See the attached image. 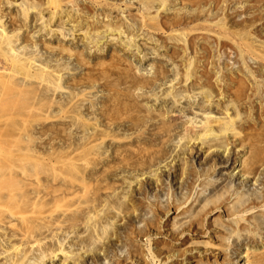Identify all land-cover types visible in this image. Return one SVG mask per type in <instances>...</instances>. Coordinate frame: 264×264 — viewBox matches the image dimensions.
<instances>
[{
  "label": "rangeland",
  "instance_id": "1",
  "mask_svg": "<svg viewBox=\"0 0 264 264\" xmlns=\"http://www.w3.org/2000/svg\"><path fill=\"white\" fill-rule=\"evenodd\" d=\"M46 4L0 0V264H262L264 1Z\"/></svg>",
  "mask_w": 264,
  "mask_h": 264
},
{
  "label": "bare ground",
  "instance_id": "2",
  "mask_svg": "<svg viewBox=\"0 0 264 264\" xmlns=\"http://www.w3.org/2000/svg\"><path fill=\"white\" fill-rule=\"evenodd\" d=\"M40 2L42 1V0H39ZM264 1V0H263ZM43 2H44V0H43ZM56 2H57V0H47V4L49 5V6H53V4H56ZM165 2V1H164ZM46 4V5H47ZM52 4V5H51ZM10 5V4H9ZM32 5V4H31ZM30 5V6H31ZM34 5V4H33ZM143 5V4H142ZM147 5V4H146ZM26 6V5H25ZM40 6H42V5H40ZM145 6V5H144ZM149 7V6H148ZM153 7V6H152ZM151 6L149 7V9H151L152 8ZM59 9H60V6H59ZM148 11V10H147ZM106 17V16H105ZM26 18V17H25ZM28 18V17H27ZM108 18V17H107ZM91 19V18H90ZM99 19V18H98ZM93 20V19H92ZM106 20V19H105ZM109 20V19H108ZM73 21V20H72ZM120 21V20H119ZM111 24V23H110ZM110 24H109V26H110ZM49 25V24H48ZM123 25V24H122ZM121 25V26H122ZM107 26H108V24H105V27L107 28ZM120 26V27H121ZM104 27V28H105ZM120 27L119 28H112V29H115V30H113V32H115L116 30L119 32V34L121 35V31H119L120 30ZM92 28V27H91ZM83 29V28H82ZM109 29H111V28H109L108 27V29L106 30V31H108L109 32ZM111 29V30H112ZM119 29V30H118ZM93 30V29H92ZM1 31V30H0ZM4 31V29L1 31L2 32V34H4L5 32H3ZM116 31V32H117ZM123 31V30H122ZM88 32H89V30H88ZM87 32V33H88ZM116 32H115V34H116ZM89 34H90V32H89ZM6 35V34H5ZM92 35V34H91ZM99 35V34H98ZM8 36V35H7ZM132 36V35H131ZM125 38H127V37H125ZM137 39V38H136ZM123 42V41H122ZM130 44V43H129ZM133 44V43H132ZM126 47V46H125ZM63 50H64V48H63ZM246 51V50H245ZM244 51V52H245ZM14 53H15V51H13ZM248 52V51H247ZM15 55V54H14ZM30 63V62H29ZM2 64V63H1ZM0 64V65H1ZM31 64V63H30ZM3 65V64H2ZM6 66H8L7 64H5ZM29 65V64H28ZM6 66H4L5 68H3V67H0V70H5L6 71ZM8 68V67H7ZM11 69V68H10ZM10 69H8V71L10 72L11 70ZM5 71L3 72V73H5ZM42 71H43V69H42ZM45 71V70H44ZM9 72L7 73V74H9ZM13 72V71H12ZM2 73V74H3ZM44 73V72H43ZM48 73V72H47ZM0 74H1V72H0ZM12 75V74H11ZM14 76H15V74H14ZM10 77V76H9ZM241 96V95H240ZM249 99V98H248ZM252 106V105H251ZM209 120H208V124H207V127H206V130H205V136H204V138L206 137H214V134H215V132H214V129H213V127H212V125H211V123H213V121H218L219 119H215V118H213V117H209L208 118ZM233 122H222V123H219V124H221L222 126H220V128H219V132L222 134V133H225V132H228L229 130H231L232 129V127H233V124H232ZM229 133V132H228ZM203 138V137H202ZM203 138V141H206V139H204ZM83 205V204H82ZM238 207V206H237ZM115 209V208H114ZM245 212V211H244ZM249 214V213H248ZM178 216V215H177ZM263 218H264V216H263ZM259 221V220H258ZM199 223V222H198ZM95 224V223H94ZM101 224V223H100ZM257 224V223H256ZM199 225V224H198ZM167 226L164 224L163 225V229H165ZM257 228H258V231L260 230V231H264V226L263 225H261L260 223H258V225L256 226ZM242 228V227H241ZM169 233H171V235L170 236H172V231L171 232H168V230H167V235L169 234ZM237 233V232H236ZM184 235V233H182V236ZM169 236V237H170ZM93 238V237H92ZM86 239V238H85ZM252 239V238H251ZM92 241H94V240H92ZM128 241H130V240H128ZM254 241V240H253ZM95 242V241H94ZM155 242V241H154ZM198 243V242H197ZM184 244V243H183ZM153 245L156 247V249H155V251L154 252H156L157 253V255L158 256H160V255H162V248H164L166 245L165 244H163L162 242L161 243H153ZM171 245V244H170ZM178 245V244H177ZM182 245V244H181ZM191 245V244H190ZM172 246V245H171ZM168 247H170L169 245H168ZM179 248V247H178ZM97 250V249H96ZM63 251V250H62ZM152 251V250H151ZM60 252H61V250H60ZM142 253V252H141ZM60 255L62 254H65V255H63L64 257H70V256H66V254L67 253H63V252H61V253H59ZM169 254V253H168ZM20 255V254H19ZM68 255V254H67ZM70 255V254H69ZM62 256V257H63ZM145 256V255H144ZM157 256V257H158ZM264 256V255H263ZM156 257V258H157ZM172 257H176V258H182V257H185V255H180V254H178V255H172ZM171 257V258H172ZM12 258V257H11ZM175 258V259H176ZM189 258H190V256H189ZM195 258V257H194ZM202 258V257H201ZM15 259V258H14ZM70 259V258H69ZM143 259V258H142ZM185 259V258H184ZM184 259H181L180 261H182L183 262V264L185 263L184 262ZM187 259V258H186ZM68 260V259H67ZM145 260V259H144ZM152 260V259H151ZM176 260H178V259H176ZM153 261V260H152ZM186 261V260H185ZM261 261H262V259H261ZM118 262V261H117ZM261 263V262H260ZM187 264V263H186ZM262 264H264V262L262 263Z\"/></svg>",
  "mask_w": 264,
  "mask_h": 264
}]
</instances>
